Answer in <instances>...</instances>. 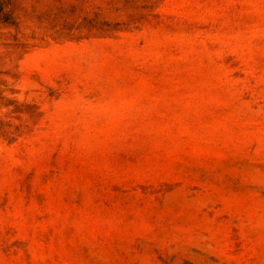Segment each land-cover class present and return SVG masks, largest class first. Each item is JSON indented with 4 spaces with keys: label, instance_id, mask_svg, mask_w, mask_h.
<instances>
[{
    "label": "rangeland",
    "instance_id": "374dc122",
    "mask_svg": "<svg viewBox=\"0 0 264 264\" xmlns=\"http://www.w3.org/2000/svg\"><path fill=\"white\" fill-rule=\"evenodd\" d=\"M0 264H264V0H0Z\"/></svg>",
    "mask_w": 264,
    "mask_h": 264
}]
</instances>
